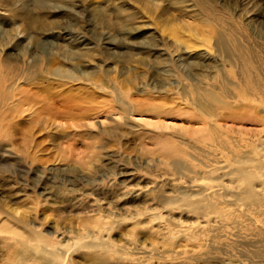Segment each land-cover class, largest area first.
<instances>
[{"label":"rangeland","instance_id":"rangeland-1","mask_svg":"<svg viewBox=\"0 0 264 264\" xmlns=\"http://www.w3.org/2000/svg\"><path fill=\"white\" fill-rule=\"evenodd\" d=\"M18 55L31 62L35 58L39 65L61 64L80 75L104 73L103 86L112 80L122 90L129 89L131 98L141 104V112L134 105L122 114L92 113L88 110L103 107L104 101L117 107L116 96L92 90L85 81L64 83L44 74L31 86L40 98H23L19 115L10 116L19 107L16 102L0 109L4 113L0 117V218L6 219L3 210L17 208L15 217L29 226L42 223L43 233L61 228L76 234L82 226L93 224L92 216L98 211L107 214L121 205L120 172H132L135 181L140 176L144 182L169 180L163 179L165 171L172 175L165 169L158 141L164 136L183 141L179 128L185 126L184 114L175 115L177 107L184 106L182 98L193 94L191 76L200 71L199 62L195 63L198 57L206 56L211 63L202 72L205 87L222 82L228 92L244 78V85L251 84L244 91L255 94L264 111V0H0V69L9 57ZM128 76L130 83L124 80ZM233 76L240 78L233 80ZM159 84L164 85L162 93L163 88L154 89ZM141 87L145 92L138 90ZM62 91L76 92L77 101L87 103L92 98V103H80L66 115L67 110L54 113L41 99H56ZM160 106H175V113L162 117L166 127L154 126L159 121L156 115L162 113ZM232 109L245 110L240 105ZM246 119L247 127L256 126L251 117ZM263 134L262 139L246 137L245 143L258 139L264 147ZM171 160H167L171 172L179 176L183 169L178 171ZM130 184L135 189L136 182ZM136 204L129 206L139 208L141 203ZM115 227L110 236L129 255L139 243L146 248L156 243L150 264H264V256L256 255L253 244L240 246L242 236L253 239L257 229H264V216L251 220L239 235L229 227L230 239L223 243L206 242L186 252L176 247L166 252L169 247L155 239L149 226L133 231V241L127 235V222ZM91 260L96 262L85 259L77 264H91Z\"/></svg>","mask_w":264,"mask_h":264},{"label":"bare ground","instance_id":"bare-ground-1","mask_svg":"<svg viewBox=\"0 0 264 264\" xmlns=\"http://www.w3.org/2000/svg\"><path fill=\"white\" fill-rule=\"evenodd\" d=\"M185 48L190 46L186 44ZM198 58H200L199 61L195 63L199 62L200 71L190 75L194 81V85L191 84L194 88L190 89L193 90V94L182 98L185 102L184 106H178V116L175 115L176 117L182 114L185 116L182 115L180 118L188 127L181 125L179 128L180 136L184 137L183 141H176L165 136L158 141L161 155L166 163L165 169L172 175L169 176L166 174L169 173L168 171H163L165 175L163 179H169L165 182L166 185L162 184V181L144 182L142 178L139 179L141 176L135 181L132 172H120L117 176L121 178L118 182L122 188L121 205L119 204L120 206L118 205L114 210H109L107 214L98 211L97 215L92 216L93 224L82 226L81 229L76 230V234L73 230L61 228H56L52 234L48 231L43 233L42 223L29 226L21 218L15 217L17 208L10 212L3 210L6 219L0 218V264H77L78 261L85 259H96V262L91 260L93 261H90L91 264H125L129 261L135 264H150L154 259L151 252L156 247V243L151 242L152 246L149 248L139 243L134 252L130 250L129 255L127 250L118 246L110 236V232L116 228V225L126 222L129 224L130 233L127 235H130L131 241L135 239V233L132 234V232L136 229L151 228L150 232L153 230L157 235L155 239L159 238L169 247L166 252L175 247L186 252L188 247L199 248L206 242L223 243L227 238L230 239L229 227L235 228L239 235L251 220L264 216V147L261 145L262 140L256 142L258 139L245 143L246 137L250 139L253 136H260L259 139H262L261 134L264 133L262 112L264 111L260 108V101L255 94L253 96L252 93L248 94L244 91L251 85L248 81L244 85V78L241 80V85L236 83L238 88L228 91L229 93L224 89L222 82L205 87L203 82L206 77L202 72L208 71L211 63L206 56ZM36 61L38 60L35 58L32 62L27 61L23 56L18 55L16 58L9 57L7 62L2 64L0 109L6 110L9 105L18 103V109L12 111L15 114L10 113L12 117L19 115L17 113L20 111L23 98L27 100H30V96L40 98V92L31 86H35L32 84L34 79L37 80L44 74L64 83L72 80L78 83L85 81L92 90H101L103 93L116 96L117 107L109 101H104L103 107L90 108L89 112L111 111L122 114L124 110H130V108L132 110L134 105H136V111L141 112L140 101L131 98L129 89L122 90L121 86L112 84V80L111 86L102 85L107 80L104 73L91 71L80 75L77 71L61 64L39 65ZM239 78L233 76L231 79ZM124 80L130 83V76L125 77ZM163 87L164 85L159 84L154 89ZM138 90L145 92L143 87ZM164 91L163 88L159 93ZM184 91L186 92V89ZM63 93H58L56 99L42 98L41 101L49 106L50 110L55 111L54 113L61 114L60 111L67 110L68 112L64 114L62 112L63 115L73 112L75 107L80 108L78 105L80 103L87 104L89 101L92 103V98L87 99V103L83 100L77 101L74 98L78 95L76 92ZM67 93H69L68 96H66ZM176 96L179 98L178 93ZM235 105H240L245 110L235 111L232 109ZM174 107L160 106L159 110L162 113L156 115L159 121L152 125L166 127L162 117L175 113ZM240 115L242 116L239 117ZM249 116L256 121L254 122L256 126L253 128L247 127L244 121L246 117L250 119ZM0 117L3 118L4 113H0ZM186 135H188L187 138ZM169 159L173 160L172 164L178 168V171L179 168L183 169L179 176L176 175L177 171L172 173V165H168L169 162H167ZM133 180L137 186L135 189H132L131 184L129 185V182ZM138 183H143V186ZM164 189H168L169 192ZM40 193L43 194L42 191ZM120 200L117 199L116 203ZM35 203L37 204V200ZM129 203H137L134 206L141 204L139 208L131 209ZM154 225L155 229H153ZM254 234L256 238L253 239L242 236L244 240L240 246L243 247L247 243L253 244V247L257 249L254 250L256 255L264 256V229L259 228ZM84 237L87 238L86 241ZM232 243V241L229 242L227 247ZM131 245L134 246V243L132 242ZM162 256L174 258L170 253H162Z\"/></svg>","mask_w":264,"mask_h":264}]
</instances>
